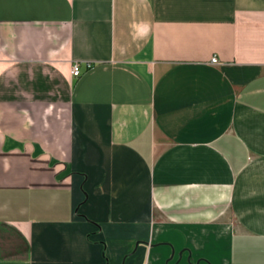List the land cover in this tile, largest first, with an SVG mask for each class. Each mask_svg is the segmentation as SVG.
Listing matches in <instances>:
<instances>
[{
    "label": "crops",
    "instance_id": "crops-1",
    "mask_svg": "<svg viewBox=\"0 0 264 264\" xmlns=\"http://www.w3.org/2000/svg\"><path fill=\"white\" fill-rule=\"evenodd\" d=\"M0 264H264V0H0Z\"/></svg>",
    "mask_w": 264,
    "mask_h": 264
},
{
    "label": "built area",
    "instance_id": "built-area-1",
    "mask_svg": "<svg viewBox=\"0 0 264 264\" xmlns=\"http://www.w3.org/2000/svg\"><path fill=\"white\" fill-rule=\"evenodd\" d=\"M217 62V59L215 57H213L211 59V63H216ZM88 68H90L91 66L90 65H87ZM71 75L72 77L74 78H78L80 75H81V67H80V64L79 63H74L71 67Z\"/></svg>",
    "mask_w": 264,
    "mask_h": 264
}]
</instances>
